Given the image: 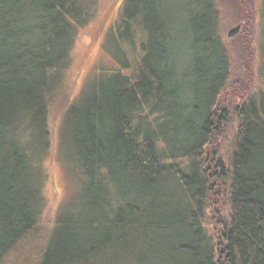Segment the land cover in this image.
I'll use <instances>...</instances> for the list:
<instances>
[{
  "label": "trees",
  "instance_id": "16d2710c",
  "mask_svg": "<svg viewBox=\"0 0 264 264\" xmlns=\"http://www.w3.org/2000/svg\"><path fill=\"white\" fill-rule=\"evenodd\" d=\"M123 1L120 69L67 112L78 201L35 264H264V90L221 107L219 0ZM97 4L0 0V264L42 232L49 106ZM216 135L232 138L226 160ZM222 198L228 218L216 208L208 226Z\"/></svg>",
  "mask_w": 264,
  "mask_h": 264
},
{
  "label": "rangeland",
  "instance_id": "374dc122",
  "mask_svg": "<svg viewBox=\"0 0 264 264\" xmlns=\"http://www.w3.org/2000/svg\"><path fill=\"white\" fill-rule=\"evenodd\" d=\"M123 2L98 0L94 17L77 33L64 84L59 85L49 106L47 129L50 143L41 157V164L47 174L42 189L45 200L40 224L42 232L38 238H30L33 240H30L32 242L29 246L27 242L18 252L8 254L6 264H35L38 253L33 246L43 244L57 215L71 214L78 201L81 175L72 147L73 135L69 130L67 112L70 107L90 99L120 69L117 61L121 56L120 41L126 37L124 33L121 35L119 29L116 31L115 25L121 15ZM218 6L221 35L230 51L233 67L230 87L221 98V107L230 109L234 101L239 102L240 94H244L245 91L241 90H264V20L260 12L262 0H219ZM234 29L238 32L236 36L230 35ZM231 142L230 135H227V139L216 135L209 148L210 155L214 153L216 157L226 160ZM216 208L220 217L228 218V203L222 198L218 204L209 206L208 226Z\"/></svg>",
  "mask_w": 264,
  "mask_h": 264
}]
</instances>
